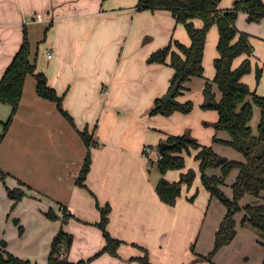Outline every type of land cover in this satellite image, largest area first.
I'll return each mask as SVG.
<instances>
[{"label": "crops", "instance_id": "obj_1", "mask_svg": "<svg viewBox=\"0 0 264 264\" xmlns=\"http://www.w3.org/2000/svg\"><path fill=\"white\" fill-rule=\"evenodd\" d=\"M137 2L0 0V79L27 30L31 59L48 76L49 85L63 97V106L73 118L71 122L57 102L41 96L36 77L27 75L18 111L0 144V160L5 157L24 162L28 176L33 175L27 176L28 182L33 185L37 176L45 183H38V189L29 185L31 188H27V194L10 214L13 200L6 197V189L0 186V247L4 240L9 252L47 264L54 236L64 227L72 234L69 258L93 257L89 264H144L140 257L146 251L154 264H262L264 239L242 223L245 210L235 215V238L211 260L198 258L212 250L227 207L202 186L200 162L196 158L195 184L190 188L183 186L175 205L165 203L158 195L156 184L162 174L153 168L161 156V142L170 135L191 130L198 142L212 145L223 156L240 161L245 156L215 139L231 137L227 130H218L213 125L219 119L216 109L192 114L152 113L156 100L169 92L174 68L170 58L166 63L149 62V56L171 39L189 45L191 38L171 10H139ZM233 2L222 0L220 8H230ZM39 15L44 19L40 20ZM194 23L203 25L199 18ZM263 23L264 18L260 23L249 22L246 12L238 14L237 26L250 34L254 47L250 56L252 71L242 79L261 95H264ZM218 41V26L213 25L204 52V74L187 80L181 97H176L178 100H195L197 94L199 102L203 101L205 84L216 75ZM247 57V54L236 57L234 67ZM257 67L262 68L260 80ZM213 85L218 87L215 82ZM215 95L218 100L221 98L220 89ZM10 111V104L0 101V125ZM86 127L96 139L90 148L92 166L86 179L89 189L76 183L88 152L79 132ZM147 146L151 148L148 155L144 154ZM193 153L195 156L197 151ZM190 168L186 157L183 169L169 170L165 176L171 181L178 180L181 172ZM207 171L221 174L222 168ZM239 171L232 169L228 181L234 182ZM10 182L15 184L14 179L10 178ZM196 190L197 196L192 201L190 197ZM227 192L233 196L232 188ZM96 198L101 205L112 206L108 230L123 241L117 254L105 251L94 257L106 244L97 225L101 212ZM262 202L264 191L259 196L247 193L240 200L242 206ZM62 205L70 216L67 222L63 220ZM51 208L56 219L46 215Z\"/></svg>", "mask_w": 264, "mask_h": 264}, {"label": "trees", "instance_id": "obj_2", "mask_svg": "<svg viewBox=\"0 0 264 264\" xmlns=\"http://www.w3.org/2000/svg\"><path fill=\"white\" fill-rule=\"evenodd\" d=\"M221 1L138 0L137 2L139 10H171L176 20L185 25L191 38L189 45L178 39H171L166 46L154 51L149 56V62L166 63L170 58V64L174 68L170 89L174 85H178L172 102L166 104L160 98L156 100L152 109L153 114L170 115L177 110L183 112L192 110L194 106L192 101L179 102L176 97L184 89V83L187 80L193 76L204 74L203 60L208 32L213 25L218 26L219 41L217 48L219 56L214 60L216 75L213 81L208 80L205 84L204 94L206 98L203 107L216 109L219 112V119L214 126L218 130H227L231 136L230 139L226 140L217 137L215 139L240 150L244 154L245 160L240 161L222 156L214 150L213 146L201 144L197 138L189 134L170 135L166 142H176V144L161 153L157 165L162 175L156 184V190L162 201L175 205L182 193L184 184L188 186L193 184L196 171L190 168L186 172H181L180 178L174 181L167 179L165 175L169 170L183 169L186 166L185 153L190 154L191 150H197L195 158L200 162L203 184L213 196H217L227 207V212L216 231L212 250L207 255L198 256L200 259L208 260H211L222 246L229 244L235 238L237 234L235 215L242 208L246 211L242 223L252 227L264 239V202L245 206L240 203L245 194L250 193L259 196L264 191V95L252 90L242 79L245 74L252 71L250 56L254 52V47L250 41V34L240 31L237 26L238 14L241 11L247 13L249 21H261L264 18V0H234L232 7L227 9L220 8ZM196 18L203 21L202 26H197L194 23ZM242 54H247L248 57L239 66L234 67L235 58ZM28 74H33L36 77L37 92L41 96L57 102L60 111L73 122L72 116L63 106V97L49 85L48 76L43 71L38 70L36 62L31 59L30 38L27 30H25L19 50L0 79V101L11 106L7 120L3 121L0 143L6 136L18 111ZM261 75L262 68L257 67L258 80H260ZM213 82L218 85L222 93L219 100L213 91ZM255 106L260 108V123L257 134L253 132L250 124L254 116ZM79 132L88 147V152L76 183L88 188L86 179L92 166L90 148L95 145L96 139L87 127ZM211 167H221L222 173L209 174L207 170ZM234 168H239L240 171L232 183L233 196L230 197L225 194L222 186L225 184L226 176ZM0 174L4 177L8 173L0 167ZM197 193L198 191L190 197V200H195ZM8 194L14 200V207L27 192L18 186L8 188ZM94 196L96 197L95 194ZM96 206L101 212V218L97 225L104 233L106 244L94 257L105 251L117 254L123 241L114 237L108 230L112 206L110 204L101 205L97 198ZM61 207L64 214L63 220L67 222L70 216L67 214L66 207L63 205ZM46 215L52 219L57 218L53 208L46 212ZM16 221L18 222L17 219ZM20 228L23 229L22 225ZM71 244L72 234L62 227L54 236L47 264H89L93 257L79 260L69 258L68 251ZM6 245V241H1L0 264H38L9 252L5 249ZM140 260L144 264H154L150 261L148 251H146L145 256L140 257ZM262 264H264V260Z\"/></svg>", "mask_w": 264, "mask_h": 264}, {"label": "rangeland", "instance_id": "obj_3", "mask_svg": "<svg viewBox=\"0 0 264 264\" xmlns=\"http://www.w3.org/2000/svg\"><path fill=\"white\" fill-rule=\"evenodd\" d=\"M244 12V11H243ZM247 20H248V18H247ZM249 21V20H248ZM249 22H252V21H249ZM255 22H261V21H255ZM264 24V23H263ZM246 32V31H245ZM248 33V32H247ZM203 91H204V89H203ZM213 91L214 92H216V91H219V88L217 87V86H215V85H213ZM181 93L178 95V97L180 96L181 97ZM205 94H204V99H203V101L202 102H199V100H198V95L196 94L195 95V100L194 99H189L188 98V100H187V98H183L184 100H186V101H192L193 102V108H192V110L191 111H189V112H183V111H179V110H177V111H179V112H181V113H190L191 112V114L192 113H194V112H198V111H201V110H205V109H209V108H205V107H203V103L205 102ZM177 99V98H176ZM184 100H178L177 99V101H179V102H183ZM186 101H184V102H186ZM255 108V112H254V116H253V119H252V121H251V126H252V128H253V132L255 133V134H257L258 133V125H259V123H260V108L258 107V106H255L254 107ZM174 112H176V111H174ZM172 114V113H171ZM8 118V117H7ZM7 118L5 119V121L7 120ZM198 119V118H197ZM214 125V124H213ZM191 131V130H190ZM190 131H187V132H185L186 134H189V135H191V133H190ZM2 132H3V125H0V135L2 134ZM192 136V135H191ZM193 137H195V136H193ZM196 138V137H195ZM217 141H220V140H217ZM2 142V141H1ZM220 142H222V141H220ZM222 143H224V142H222ZM1 144V143H0ZM226 144V143H225ZM212 146V145H211ZM214 148V147H213ZM195 152L197 151V150H195V149H193ZM193 150H191V153L190 154H188V156H186L187 157V166L189 165L192 169H194L195 168V166H197V163L196 162H198L196 159H195V156H194V153H193ZM215 150V149H214ZM216 151V150H215ZM217 152V151H216ZM218 153V152H217ZM187 154V153H186ZM219 154V153H218ZM221 155V154H220ZM223 156V155H222ZM225 157H227V156H225ZM229 158V157H228ZM231 159V158H230ZM0 167L3 169V170H5L8 174L6 175V176H4V177H2V175L0 174V186H2V187H4V189H6V193H7V195H6V197L7 198H9V199H12V198H10V196H9V194H8V188H14V187H18V185H20L22 188H24L25 190H27V188H29L28 186L30 185L32 188H34V189H38V187H37V184L38 183H41V184H44L45 182H43L42 180H39L38 179V177L37 176H34V184L32 185V184H30V182H28V180H27V176H28V173H27V169H26V164L24 163V162H21V163H19V162H17V159H15V160H13V159H7V158H5V157H3V158H1V160H0ZM211 168H215V167H211ZM152 169V168H151ZM154 170H157V172H158V165L156 164V167H154L153 168ZM195 170V169H194ZM196 171V170H195ZM232 171V170H231ZM230 171V172H231ZM208 172V171H207ZM196 174H197V172H196ZM230 174V173H229ZM228 174V175H229ZM35 175H40V174H35ZM26 177V178H22L21 179V177ZM32 177L33 175L32 174H29V176H28V178L29 177ZM10 178L11 179H14L15 180V184L14 185H12V184H10L11 182H10ZM195 179H196V177H195ZM194 179V181H196ZM21 182V183H20ZM200 182V181H199ZM232 181H230V179H229V181H228V179H227V176H226V178H225V184L223 185V187H222V189H223V191L225 192V194L226 195H228V196H230L229 194H228V189L229 190H231V188H232V183H231ZM195 184V182H193V184L191 185V186H188L187 185V187L188 188H190V187H192L193 185ZM184 185H186V184H184ZM202 186L204 187V189L206 190V187H205V185L203 184V182H202ZM39 190H40V188H39ZM197 191V190H196ZM217 197V196H216ZM231 197V196H230ZM218 198V197H217ZM219 199V198H218ZM217 199V200H218ZM13 200V199H12ZM21 201V200H20ZM20 201H18V202H20ZM17 202V203H18ZM57 202V204H58V202L60 203V201H56ZM220 202H222L221 200H220ZM16 203V204H17ZM223 203V202H222ZM3 205V204H2ZM1 205V206H2ZM13 205H14V200H13V204L11 205V208H10V211H9V214L13 211V209L15 208V206L13 207ZM224 206H225V204H223ZM242 211H244V209L242 208V209H240V210H238L236 213H240V212H242ZM18 220V219H17ZM14 221L17 223V224H19V228H20V221L18 220V222L16 221V218L14 219ZM20 230H21V228H20Z\"/></svg>", "mask_w": 264, "mask_h": 264}, {"label": "water", "instance_id": "obj_4", "mask_svg": "<svg viewBox=\"0 0 264 264\" xmlns=\"http://www.w3.org/2000/svg\"><path fill=\"white\" fill-rule=\"evenodd\" d=\"M178 88V85H174L170 90L169 92L163 96L161 99L164 103H169V102H172L175 98V94H176V90ZM176 142L174 143H169V142H166V141H163L161 142L160 144V151L161 153H164L167 149H169L170 147H172L173 145H175Z\"/></svg>", "mask_w": 264, "mask_h": 264}, {"label": "built area", "instance_id": "obj_5", "mask_svg": "<svg viewBox=\"0 0 264 264\" xmlns=\"http://www.w3.org/2000/svg\"><path fill=\"white\" fill-rule=\"evenodd\" d=\"M38 18H39L40 20H43V19H44L43 16H41V15H39ZM49 56H52L51 52L49 53ZM150 149H151V148H150L149 146H147V147L145 148V150H144V154L148 155ZM62 213H63V210H62Z\"/></svg>", "mask_w": 264, "mask_h": 264}]
</instances>
